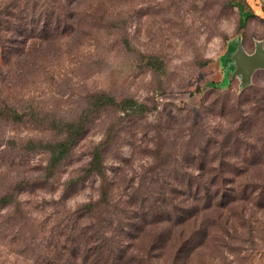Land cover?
I'll return each mask as SVG.
<instances>
[{
    "label": "rangeland",
    "instance_id": "1",
    "mask_svg": "<svg viewBox=\"0 0 264 264\" xmlns=\"http://www.w3.org/2000/svg\"><path fill=\"white\" fill-rule=\"evenodd\" d=\"M236 39L264 43V0H0V264L112 255L113 240L71 235L83 204L101 182L111 204L164 178L224 193L228 241L241 247L211 257L204 246L186 264H264V69L225 78ZM69 122L79 138L50 171L46 144ZM95 146L101 176L84 170ZM131 251L129 264H182Z\"/></svg>",
    "mask_w": 264,
    "mask_h": 264
},
{
    "label": "trees",
    "instance_id": "2",
    "mask_svg": "<svg viewBox=\"0 0 264 264\" xmlns=\"http://www.w3.org/2000/svg\"><path fill=\"white\" fill-rule=\"evenodd\" d=\"M239 9L243 17L252 14L244 10L241 4ZM113 101L111 96L100 97L102 104ZM76 125L75 122L65 123L63 139L46 144L50 153L47 166L50 171L71 151L79 138L80 129ZM102 161V151L99 146H95L84 168L85 172L101 176L104 171ZM103 184L101 182V195L83 204L84 207L79 210L78 218H82V225L76 228V224H73L74 230L71 228L70 233L83 240L84 244L99 243L102 246L104 242L113 240L118 248L106 257L103 251H97L91 260L90 249L86 248L82 264H129L133 255L131 250L136 247L142 252L162 249L169 259L181 261L182 264H186L204 246L211 249V257L220 256L225 249L238 253L241 250V247L228 241L225 213L222 211L226 204L224 193L212 197L206 192L209 188L206 182L164 178L151 180L148 185L143 182L131 184L111 204L109 184ZM194 185L197 191L202 189L205 192L197 194ZM105 205H110L112 210L108 211ZM213 206L218 209L212 210ZM108 231L112 232L110 236L107 235ZM241 258L239 262L243 263L245 257Z\"/></svg>",
    "mask_w": 264,
    "mask_h": 264
},
{
    "label": "water",
    "instance_id": "3",
    "mask_svg": "<svg viewBox=\"0 0 264 264\" xmlns=\"http://www.w3.org/2000/svg\"><path fill=\"white\" fill-rule=\"evenodd\" d=\"M229 67L225 72L227 80L239 77L242 83L250 82L256 69H264V43L262 39H255L254 49L247 51L241 39H236L233 51L228 55ZM227 76H229L227 78Z\"/></svg>",
    "mask_w": 264,
    "mask_h": 264
},
{
    "label": "crops",
    "instance_id": "4",
    "mask_svg": "<svg viewBox=\"0 0 264 264\" xmlns=\"http://www.w3.org/2000/svg\"><path fill=\"white\" fill-rule=\"evenodd\" d=\"M243 45H244V44H243ZM244 47H245V45H244ZM245 49H246V47H245ZM253 49H254V47H253ZM253 49H252V50H253ZM246 50H247V49H246ZM252 50H251V51H252ZM247 51H248V50H247ZM249 52H250V51H249ZM259 69H261V68H259ZM256 70H257V69H256Z\"/></svg>",
    "mask_w": 264,
    "mask_h": 264
}]
</instances>
